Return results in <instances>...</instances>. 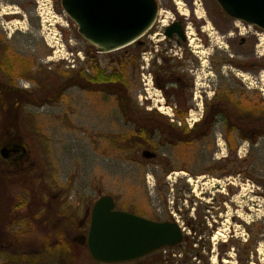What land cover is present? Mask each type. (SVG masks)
Wrapping results in <instances>:
<instances>
[{
	"label": "rangeland",
	"instance_id": "1",
	"mask_svg": "<svg viewBox=\"0 0 264 264\" xmlns=\"http://www.w3.org/2000/svg\"><path fill=\"white\" fill-rule=\"evenodd\" d=\"M157 3L158 22L140 39L141 50L132 44L118 52L99 54L77 33L60 0H0V46L31 64L19 79L14 75L11 84L32 97L30 103L20 97L16 116L14 111H0V149L10 141L26 145L29 157L23 166L32 173L29 179L34 183L26 191L13 184L0 186V264L7 258L1 248L3 228L10 224L7 219L17 212L18 220L25 213L20 208L12 211L16 198L36 194V205L44 213L43 205L50 200L45 197L58 188L64 189L68 204L79 217L84 203L91 205L100 196L110 195L117 210L156 222L177 220L183 229L182 243L165 249L161 264H179L180 253L186 264H264V133L252 142L234 135L236 148L230 153L224 134L226 117L237 114L233 104L228 107L220 101L226 107L225 116L218 118L208 136L186 143L178 137L177 141L164 139L155 132L147 147L130 138L133 126L124 121L116 96L96 89L86 91L69 82L79 70L91 74L88 52L99 69L107 72L124 52L136 62L132 69L128 66L126 74L133 106L142 108L140 113L151 108L152 117L178 128L180 122L171 116L175 100L156 87L146 93L140 70L143 55H157L158 51L167 57L165 53L172 50L179 59L168 65H174V72L190 82L191 90L185 92L189 105L193 97L199 105L216 96L229 97L242 108V114L256 107L259 112L254 122L261 121L264 32L226 17L214 0ZM14 12H19L17 17ZM175 19L184 23L185 44L164 36V27ZM180 61L183 71L178 69ZM61 84L56 99L47 95L42 100ZM15 98L19 99L16 92L6 95L8 102L17 101ZM192 110L190 123L200 117ZM141 150L155 153L157 158L142 159ZM4 170L9 172L0 161V174ZM10 230L18 231L16 226ZM74 250L72 264H87V249L76 245Z\"/></svg>",
	"mask_w": 264,
	"mask_h": 264
},
{
	"label": "flooded vegetation",
	"instance_id": "2",
	"mask_svg": "<svg viewBox=\"0 0 264 264\" xmlns=\"http://www.w3.org/2000/svg\"><path fill=\"white\" fill-rule=\"evenodd\" d=\"M172 1L176 2V0H172ZM183 1L196 3L197 1H201V0H183ZM17 13L19 14V12ZM17 13L14 12L13 15L17 17L18 16ZM174 22H179L185 33L184 23L181 21H177L176 19L164 27L163 33L165 32V28ZM165 38L169 39L167 37ZM174 38L177 37L174 36L171 39ZM186 41L187 38L185 39L184 42L179 41L178 38L176 39V43L178 45L185 44ZM138 46L142 47V44ZM169 52L165 53L167 57L161 56V54H159L158 51H155L157 55H152L150 53V55H147V58H145L143 55L142 61L144 59H148L149 62H148V67L146 68L145 71L142 70L143 68H140L141 76L144 73L149 75L152 80L151 88L156 87L158 88L157 90H159L160 94L163 92V94L166 97H172L175 100V102H173L174 107L173 109H171L173 115L175 111H178L183 107L188 108L187 114H189L190 111L194 113L192 108L197 110V113L195 114L197 115L200 114V117L195 121L196 125H192L190 128H188L186 123L185 125L189 130L195 129L194 127H196V129L202 128L205 120H208V116L220 110L219 103L216 97H214L209 101H207L205 104L201 103L199 105L198 102L196 101V97H193V101L189 105L188 98L185 97L186 94L185 92L191 90L190 82L187 81L180 73L178 74L174 72V65L172 66L168 65V62L170 60H172L174 63L176 62V59H179V57H175L176 54L178 53H176L175 51L172 53V50H170ZM22 62L23 61L21 59L14 56V54L9 48L6 49L5 46L3 47L0 46V91L1 92L3 93L16 92V93H20L21 95L25 93L24 91H21V89L14 87L11 84L14 75H15L14 79L16 77H18L17 79H19L20 76H22V74L25 73V68ZM181 63H182L181 61L180 64L178 63L179 70L182 69L181 67L183 66L181 65ZM181 71H183V69ZM141 82L143 86H145L142 77H141ZM144 90L146 93L149 91V89L146 87H144ZM203 92L206 93L205 90ZM182 96L183 99L181 98ZM157 109L160 110V108ZM128 110L130 112H135V111L139 112V110H142V108L140 109L129 108ZM147 110H148L147 112L144 111L142 112L146 113L147 115L155 114V112L152 111L151 108H147ZM159 112H163V111H159ZM177 125L181 126V123ZM204 132L200 135V137L199 135L198 137L195 135L193 138H190V136L192 137V135L186 131L184 135V141L181 142L191 143L197 139L204 138L210 132V130L207 133ZM149 136L150 134L147 137L148 140H149ZM14 145H19L20 148L15 152H9L7 154V157L0 156V161L3 164V169L7 168L9 170V172H5V170L3 173L1 172L0 186L13 184L14 186L17 187L20 186L23 187L26 191V189H28L30 185H34V183L31 182L29 179V176L31 177L32 173L31 172L29 173L27 171L26 165L23 166V161L25 159L27 160L29 157L28 149L26 145L18 142L10 141L5 143L3 146H1V148L8 146V150L11 151L13 150ZM227 149L230 152L228 146ZM31 166H33V164H31ZM15 169H19V171L16 172ZM43 191H46V189H43ZM56 191L52 194L50 193L49 195L47 193L48 195L47 197H45V195L43 194L45 200H48V198H50V200L45 205H43V207L46 208L44 213L40 212L41 210L40 204L36 205L35 202L36 201L35 197H37L36 194L31 195L29 199L27 198V193H24V195H19V197L16 198L17 202L14 205H12L11 207L12 211L15 212L18 210V208H20V209H24L25 213L22 217H20L17 220L16 219L17 212H15L12 215L13 217L11 216L7 219L8 222H10L9 226L5 225L3 228L4 236L2 239L3 245L1 246V248L5 253V255H7V258L5 259V264H15V263L20 264L23 262L32 263V264H43V262H47L48 264L49 261H53V260L56 261L55 264H69V262L70 264H72L75 255L74 248H76V245L77 247L79 245L87 249V257H88L87 264H161V260L163 259L162 253L165 252V249H174L176 247V246L162 247L142 258L130 262L104 263V262L95 261L90 257L88 252L87 234L90 224L91 210L94 202L97 199L93 200V203H91V205H89L88 202L84 203L82 209L80 210L81 215L79 217L76 214L75 207H71V205L68 204V199L66 198L64 189L58 188L56 189ZM53 199L58 200L56 201L57 204L55 206L51 205ZM51 206L54 207L52 213H50ZM115 207H116V203H115ZM172 221L173 220H171V222ZM182 225H185V223L182 222ZM12 226H16L18 230L16 233L11 232L10 227ZM178 257L179 259L177 260V262L181 264L180 261L183 258L182 253H180Z\"/></svg>",
	"mask_w": 264,
	"mask_h": 264
},
{
	"label": "water",
	"instance_id": "3",
	"mask_svg": "<svg viewBox=\"0 0 264 264\" xmlns=\"http://www.w3.org/2000/svg\"><path fill=\"white\" fill-rule=\"evenodd\" d=\"M222 13L247 26L264 32V0H214ZM65 15L76 25L77 33L99 54H109L130 46L141 45L140 39L156 21V0H60ZM165 37L186 39L179 22L165 28ZM245 41L242 40L241 44ZM20 148L14 145L0 149V156ZM141 158L157 155L141 150ZM183 233L174 222H156L115 209L111 196L105 195L93 204L87 234L90 257L98 262L123 263L142 258L162 247L181 243Z\"/></svg>",
	"mask_w": 264,
	"mask_h": 264
},
{
	"label": "trees",
	"instance_id": "4",
	"mask_svg": "<svg viewBox=\"0 0 264 264\" xmlns=\"http://www.w3.org/2000/svg\"><path fill=\"white\" fill-rule=\"evenodd\" d=\"M136 48L138 50H141L142 47H139L136 43ZM90 49L96 52L94 47H90ZM86 58L87 62H89L90 64L91 74H87L86 69L79 70L75 77L70 78L69 82H73L74 84L79 85L86 91L97 90L99 92H105L107 94L116 96L118 102V109L124 121L134 126L133 131H131L130 133V138L134 139L135 141L145 142L147 145H149L150 142L147 137L149 134L155 132L161 135L164 139H168L170 141H177L176 137H178L179 141H184V135L186 131L192 135V137L190 136V138H193L195 135L197 137L199 135L200 137V135L205 130L206 133L209 130L211 131L212 127L215 125V123H217L219 117L225 116L226 109L224 111V108L226 107H221L220 101L222 103L225 102L227 105H229L228 107L233 104L232 106L237 112L236 115L226 117L225 121L227 123L224 121L226 124L225 126L227 127V134H224V140L230 152H233L235 150L234 135L238 134V136H240L238 137L240 140H247L252 142L264 133V118L261 121L258 120L257 122H254L256 121L254 120L255 117L258 116V109L256 107H250L246 113L242 114V108L235 104L229 97L218 98V96H216V99L220 105V110L209 115L208 120H205L202 128L196 129V127H194L195 129L193 130H189L184 122L188 110V108L186 107H183L178 111L174 112V117L176 121L182 123L181 126H178V128L174 124H169V126L168 124H165L160 121L158 118H155L154 116L153 118L152 115L149 116V114L147 115L144 112H130L128 110L129 108L137 109L136 106H133V103L128 95V87L126 81L128 66H130L132 69V67L136 65V62L133 61V56H128L124 52L120 53L118 57L114 60L115 67L111 66L109 72H107L106 70L99 69L92 53L88 52ZM22 63L25 68V73L28 72L31 68V64L25 61H23ZM62 84L58 88L57 92L43 95L42 100H45V98H47V95H52L51 98L56 99L60 91L62 92ZM21 91H24L25 93L22 95L20 93H16V95H19V99L15 98L17 99V101L14 100L13 102H8V100L6 99L7 93H3L0 91V111H14L15 114L13 116H16V113L18 112L17 108L19 105L22 104V100H20V97H25L26 102L30 103L29 100H31L32 97L26 95V90ZM260 109L261 112L264 114V108L261 106ZM221 119L224 120V118ZM3 127L6 128L8 127V125L4 124ZM241 133L244 135H242ZM182 255L184 256V253H182ZM184 259L185 257L181 259V264H186Z\"/></svg>",
	"mask_w": 264,
	"mask_h": 264
},
{
	"label": "built area",
	"instance_id": "5",
	"mask_svg": "<svg viewBox=\"0 0 264 264\" xmlns=\"http://www.w3.org/2000/svg\"><path fill=\"white\" fill-rule=\"evenodd\" d=\"M260 41H261V39H260ZM147 67H148V59H145V64H144V66L142 68L146 69ZM142 79H143V83L145 84L146 88L149 89V87L152 84L150 76L143 74ZM193 114L194 113L190 112L189 113V117L186 119V123L189 125V127H191L192 124H193V123H190V121L192 120V116L191 115H193Z\"/></svg>",
	"mask_w": 264,
	"mask_h": 264
},
{
	"label": "bare ground",
	"instance_id": "6",
	"mask_svg": "<svg viewBox=\"0 0 264 264\" xmlns=\"http://www.w3.org/2000/svg\"><path fill=\"white\" fill-rule=\"evenodd\" d=\"M179 174H180V175H185L184 172H180ZM188 181H191V179H189Z\"/></svg>",
	"mask_w": 264,
	"mask_h": 264
}]
</instances>
